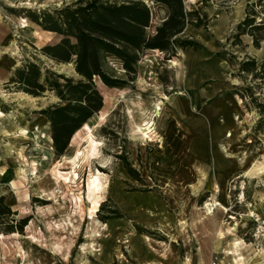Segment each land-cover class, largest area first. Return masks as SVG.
Here are the masks:
<instances>
[{
    "label": "rangeland",
    "instance_id": "1",
    "mask_svg": "<svg viewBox=\"0 0 264 264\" xmlns=\"http://www.w3.org/2000/svg\"><path fill=\"white\" fill-rule=\"evenodd\" d=\"M73 1L0 0V195L11 211L0 223V264H264V127L257 126L256 102L236 96V127L225 130L227 145L218 143L238 171L221 182L195 144L183 139L181 116L172 108L175 93H184L176 86L180 49L172 56L145 51L135 80L122 88L95 78L102 108L73 133L62 155L54 154L41 110L58 98L48 89L33 96L9 80L26 62L77 78L71 62L56 63L40 52L60 36L28 16ZM241 1L196 0L189 10L229 16L236 6L237 16ZM148 4L154 28L165 10ZM255 11L257 21L264 20V5ZM222 42L235 56L227 75L232 88L250 86L249 94L264 104V81L236 70L246 57L264 60V40L259 48ZM105 62L125 78L117 59ZM148 120L154 124L145 138L139 126ZM199 146L206 147L204 141ZM94 179L102 189L91 194ZM22 219L21 231H6V223Z\"/></svg>",
    "mask_w": 264,
    "mask_h": 264
},
{
    "label": "trees",
    "instance_id": "2",
    "mask_svg": "<svg viewBox=\"0 0 264 264\" xmlns=\"http://www.w3.org/2000/svg\"><path fill=\"white\" fill-rule=\"evenodd\" d=\"M148 3L161 6L165 16L152 28L153 13ZM264 0H247L245 16L235 26L230 45L243 46L240 35L247 34L252 45L259 48L264 40V20L257 21L255 7L263 6ZM30 19L41 29L56 33L60 39L46 44L40 52L56 63H72L77 78L67 77L50 70L41 71L35 62H26L14 70L9 82H15L21 90L39 96L45 89L58 98L41 110L50 127V136L55 155H62L67 149L73 133L86 123L103 105L102 94L95 86L98 78L108 87L122 88L131 84L136 77L137 63L147 50L171 52L199 43L183 35L187 24L205 27L207 15L198 10H187L183 0H75L52 11L29 12ZM217 56L233 66V54L221 50ZM113 57L120 63L124 77L108 71L106 58ZM237 74L249 75L252 80L264 81V60L257 63L246 57L237 62ZM250 86L233 88L232 93L241 99L256 102L260 115L258 127H264V104L257 102L250 93ZM129 175L133 169L122 154H117ZM11 215L10 208L0 195V223ZM26 220L15 226L6 223V231H21ZM17 225V226H16Z\"/></svg>",
    "mask_w": 264,
    "mask_h": 264
},
{
    "label": "crops",
    "instance_id": "3",
    "mask_svg": "<svg viewBox=\"0 0 264 264\" xmlns=\"http://www.w3.org/2000/svg\"><path fill=\"white\" fill-rule=\"evenodd\" d=\"M246 2L247 0L241 1V7L238 8L240 14L237 16L236 6L234 14L229 16L220 13L216 17H210L207 10L203 9L207 15L205 28L208 32L202 29L203 26L187 24L183 35L196 40L199 46L196 49H180L181 56L176 57L180 62V77L176 86L184 93H177L173 98L175 105L172 108L181 116L183 139L195 144L197 156L207 159L204 164L208 167L211 165L213 175H218L221 182L238 171L237 163L223 154L218 143L223 140L224 145H227L228 138L224 136V132L226 129H235L233 114L237 112L238 104L237 95L232 93L233 83L227 78L229 64L224 58L217 56V52L223 49L222 41L226 42L234 33L235 26L244 18ZM188 3V6L184 4L187 10L195 5L196 0H188ZM240 39L244 47L253 48L249 35H240ZM230 42L231 39L228 41L229 45ZM201 141H204L206 147L199 146Z\"/></svg>",
    "mask_w": 264,
    "mask_h": 264
},
{
    "label": "bare ground",
    "instance_id": "4",
    "mask_svg": "<svg viewBox=\"0 0 264 264\" xmlns=\"http://www.w3.org/2000/svg\"><path fill=\"white\" fill-rule=\"evenodd\" d=\"M237 14V13H236ZM170 63L172 64V65H176V59H171L170 60ZM177 93H179V92H176L175 94H177ZM157 109L159 110L160 109V107L158 106L157 107ZM6 115V114H5ZM22 117V116H21ZM23 124V123H22ZM153 121H145L142 125H140L139 126V132L142 134V136L143 137H145V138H149L150 137V132L152 131V126H153ZM22 126H25V124L24 125H22ZM26 128V127H25ZM229 131V130H228ZM22 132H24V134H32V138H34L35 136L33 135V133H29L28 132V130H22ZM228 133V132H227ZM30 135H25L24 136V138H29L30 137ZM229 136H230V134H228ZM31 138V137H30ZM152 138H150V140H151ZM253 166V165H252ZM250 172V171H249ZM254 173V172H253ZM92 179V178H91ZM95 179H97L96 177H95ZM95 179L94 180H90L91 182L88 184V188H89V190H90V193L91 194H94V193H100V191H101V185L99 184V182H98V180L97 181H95ZM217 188V187H216ZM214 205H217L218 206V208H222V206L220 205V204H218L217 202L216 203H214ZM210 206H212V205H210ZM209 206V209L211 210V207ZM259 258V257H258ZM262 259V258H261ZM258 261V260H257ZM259 264H262L263 262H262V260H260L259 262H258ZM256 264V263H255Z\"/></svg>",
    "mask_w": 264,
    "mask_h": 264
},
{
    "label": "built area",
    "instance_id": "5",
    "mask_svg": "<svg viewBox=\"0 0 264 264\" xmlns=\"http://www.w3.org/2000/svg\"><path fill=\"white\" fill-rule=\"evenodd\" d=\"M240 195L243 196V191L240 192ZM213 209V208H212Z\"/></svg>",
    "mask_w": 264,
    "mask_h": 264
}]
</instances>
